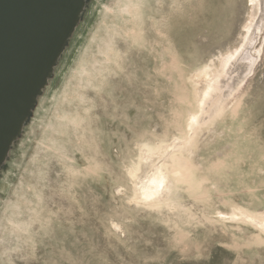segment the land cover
Returning a JSON list of instances; mask_svg holds the SVG:
<instances>
[{
  "label": "rangeland",
  "instance_id": "obj_1",
  "mask_svg": "<svg viewBox=\"0 0 264 264\" xmlns=\"http://www.w3.org/2000/svg\"><path fill=\"white\" fill-rule=\"evenodd\" d=\"M257 18L251 74L200 110L198 81ZM166 149L165 192L146 202L144 159ZM252 218L264 0H92L0 176V264H264Z\"/></svg>",
  "mask_w": 264,
  "mask_h": 264
},
{
  "label": "water",
  "instance_id": "obj_2",
  "mask_svg": "<svg viewBox=\"0 0 264 264\" xmlns=\"http://www.w3.org/2000/svg\"><path fill=\"white\" fill-rule=\"evenodd\" d=\"M92 0H0V176ZM257 18L228 69L251 74Z\"/></svg>",
  "mask_w": 264,
  "mask_h": 264
},
{
  "label": "bare ground",
  "instance_id": "obj_3",
  "mask_svg": "<svg viewBox=\"0 0 264 264\" xmlns=\"http://www.w3.org/2000/svg\"><path fill=\"white\" fill-rule=\"evenodd\" d=\"M252 25L253 23L248 27V34L252 29ZM241 48L242 47H240L233 55L229 56V58L223 62L222 69L217 74H214L212 77H204L198 81L197 98L198 103L200 104V110H202L206 106V103L210 101L212 95L215 92H219L222 89L220 91V99L216 102V105L219 104L220 101L226 96L225 91L227 88L223 89V87L227 82L228 84L230 83V79H226V75L229 73L228 69L233 64L237 53L241 52ZM204 113L206 114H201L199 117L200 119L198 118L199 122L206 119V116L209 113V109ZM166 152L167 155L160 160L159 157H162ZM168 152V149H166L165 152H162L160 154L146 155L144 159L146 168L143 170L142 176L140 175L139 178L137 176L139 184L141 186V191L139 192L140 199L146 202H151L153 200L162 198L166 188V176L161 167L163 160H165L169 155ZM251 220L254 222L253 224L257 225V227L264 231V221L261 220L260 222H256L254 218H252Z\"/></svg>",
  "mask_w": 264,
  "mask_h": 264
}]
</instances>
